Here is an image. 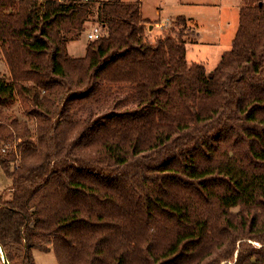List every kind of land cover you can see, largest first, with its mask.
I'll return each instance as SVG.
<instances>
[{"label": "trees", "instance_id": "16d2710c", "mask_svg": "<svg viewBox=\"0 0 264 264\" xmlns=\"http://www.w3.org/2000/svg\"><path fill=\"white\" fill-rule=\"evenodd\" d=\"M148 24L140 0H0L7 264H264V1L210 73Z\"/></svg>", "mask_w": 264, "mask_h": 264}, {"label": "rangeland", "instance_id": "374dc122", "mask_svg": "<svg viewBox=\"0 0 264 264\" xmlns=\"http://www.w3.org/2000/svg\"><path fill=\"white\" fill-rule=\"evenodd\" d=\"M140 4L142 17L149 22L148 40L154 43L157 38L174 30L175 43L186 49V60L189 64H202L210 73L218 69L233 53L232 41L239 26L243 0H140ZM97 25L92 18L86 24L85 32L80 38L68 44V53L71 57L82 58L86 55L88 34ZM0 76L9 77V69L1 46ZM24 110L22 101L18 98L14 106L4 111V115L15 116L20 120L27 119L24 117ZM29 126L34 133L36 127L33 120L30 121ZM17 144L19 142L13 145L8 143L6 144L8 147L2 144L6 151L0 150V154L6 155ZM11 189L12 180L0 167V204L11 199ZM251 244L257 248L260 247L255 242ZM0 255L2 258L1 250ZM33 255L36 264H59L53 250L42 252L35 249Z\"/></svg>", "mask_w": 264, "mask_h": 264}, {"label": "built area", "instance_id": "2783aa9c", "mask_svg": "<svg viewBox=\"0 0 264 264\" xmlns=\"http://www.w3.org/2000/svg\"><path fill=\"white\" fill-rule=\"evenodd\" d=\"M58 2H64L65 0H56ZM85 2L89 0H83ZM103 37V30L100 26H94L93 30L88 34V40H97Z\"/></svg>", "mask_w": 264, "mask_h": 264}, {"label": "water", "instance_id": "95a60500", "mask_svg": "<svg viewBox=\"0 0 264 264\" xmlns=\"http://www.w3.org/2000/svg\"><path fill=\"white\" fill-rule=\"evenodd\" d=\"M0 250L2 251V259H3V262H5V264H7L6 263V259H5V253L3 252V248H2V246L0 245Z\"/></svg>", "mask_w": 264, "mask_h": 264}, {"label": "crops", "instance_id": "0c3cea01", "mask_svg": "<svg viewBox=\"0 0 264 264\" xmlns=\"http://www.w3.org/2000/svg\"><path fill=\"white\" fill-rule=\"evenodd\" d=\"M149 29V28H148ZM194 31H196V30H194ZM196 34V33H195ZM197 35V34H196ZM187 53V52H186Z\"/></svg>", "mask_w": 264, "mask_h": 264}]
</instances>
